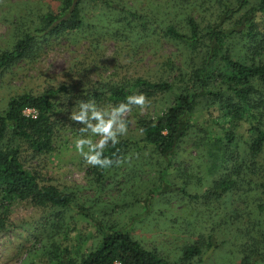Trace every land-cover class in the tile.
I'll list each match as a JSON object with an SVG mask.
<instances>
[{
	"label": "trees",
	"instance_id": "16d2710c",
	"mask_svg": "<svg viewBox=\"0 0 264 264\" xmlns=\"http://www.w3.org/2000/svg\"><path fill=\"white\" fill-rule=\"evenodd\" d=\"M140 3L53 0L52 5H34L35 12L26 7L24 15L15 22L10 47L0 53V74L20 61L35 59L51 40L83 39L92 49L108 39L132 50L140 45L156 50L163 43L172 44L183 52L180 55L185 54L186 62L180 61L179 66L167 58L169 74L165 80L135 77L119 83H95L92 90L78 96L61 84L39 94L14 96L0 110V231L12 227L10 215L15 203H24L42 213L51 212L45 235H33L41 246L44 264H193L207 249L215 248L216 227L220 226L221 214L209 212L202 217L204 221L199 219L203 227L194 226L197 224L193 222L192 234L196 238L192 242L165 254L134 239L131 224L95 222V231L100 233L97 245L84 252L74 251L72 242L63 234L65 221L76 215L92 219L90 207L80 204L70 192L43 184L25 165L27 157L55 151L58 133L66 125L63 121L74 107L73 98L77 103L93 100L99 106L112 107L130 95L143 94L150 101L163 94L174 95L167 108L155 116L138 118L133 131L129 130L117 145L109 144L105 149V157L119 160L118 166H91L89 170L94 181L103 184L116 176L117 167L126 165L129 158L136 161L145 154L153 159L152 165L158 168L156 184L146 194L144 217L151 211L155 197L172 193L167 191L172 189L167 184L168 169L189 140L208 145L206 157L219 160L221 175L214 177L202 196H198L187 191L193 172H182L183 184L175 193L192 203L199 201L205 208L220 204L242 184L252 186L251 191L264 197V182L253 181L260 172L256 158L264 150V0ZM236 46L239 50H235ZM178 57L176 54L175 58ZM186 66L189 74L185 72ZM173 68L176 76H171ZM213 85L216 90L209 88ZM200 97L219 107L226 123L222 134L200 127L193 130L190 119ZM240 123L248 124L244 131L248 134L246 139L240 135ZM241 143L245 148H239ZM224 216L234 220L233 214ZM176 225L182 226L177 222ZM205 228L208 231L204 233ZM236 232L246 239L242 247L246 254L239 264H251L253 258L264 261V215L246 222L243 228L236 225Z\"/></svg>",
	"mask_w": 264,
	"mask_h": 264
},
{
	"label": "rangeland",
	"instance_id": "374dc122",
	"mask_svg": "<svg viewBox=\"0 0 264 264\" xmlns=\"http://www.w3.org/2000/svg\"><path fill=\"white\" fill-rule=\"evenodd\" d=\"M136 1H140L141 5L148 4V0ZM46 4L52 5L53 0H0V53L10 47L15 22L24 15L25 8L35 12L34 5ZM136 49L132 50L130 46L117 44L109 39L102 40L96 49L90 48L83 39L73 42L51 40L35 59L20 61L0 74V110H4L8 100L14 96L22 93L39 94L61 84H66L73 96H78L84 91L92 90L95 83H119L135 77L165 80L169 74L167 58L173 60L176 66L180 65V61H185V54L180 55L183 52H178L172 44L159 43L156 50L141 45ZM235 50H239L237 46ZM176 54L179 55L178 58H175ZM176 72L173 68L171 76ZM185 72L190 73L189 66H186ZM209 88L216 90L214 85ZM173 96H158L143 112L134 108L127 117L129 130H134L138 118L155 116L167 108ZM77 101L73 98L74 107L71 108L68 119L63 121L66 125L58 133L55 151L34 158L27 157L25 162L26 168L36 173L43 184L70 192L80 204L90 207L92 219L76 215L75 218L70 216L65 221L63 234L72 242L74 251L84 252L96 246L100 233L95 231L94 224L103 222L107 225L131 224V235L134 239L147 248L168 254L172 249L179 250L183 244L192 242L196 238L192 234L193 222L197 224L194 226L203 227L204 224L199 219L204 221L202 217L213 212L221 214L218 220L220 226L216 227V246L207 249L200 259H194L193 264H239L242 261L246 254L242 248L246 239L236 232V225L243 228L246 222L264 215V197L251 191L252 186L242 184L238 191H233L223 199L221 205H209L205 208L199 201L192 203L175 193V189H180L183 184L182 172H193L187 191L198 196H202L214 177L221 175L218 171L219 160L212 161L206 157L208 145L205 142L189 140L182 146L175 164L168 169L166 179L172 189L167 191L172 193L155 197L150 205L151 211L144 217L146 194L156 184L158 168L152 165L153 159L145 154L136 161L129 158L126 165L117 167L119 171L116 176L103 184L95 182L89 171L91 165L86 163L75 147V141L82 135H87L80 132L82 124L70 119L72 111L79 110ZM97 106L110 108L107 105ZM218 109L216 104L200 97L190 119L193 130L197 131L200 127L217 135L222 134L226 123ZM27 113L35 114L34 111ZM244 123H240L239 132L246 139L248 134L244 131L248 124ZM239 148H245V144L241 143ZM217 151L218 148H215L216 153ZM256 162L260 172L253 181L264 182V150L256 158ZM11 209L12 227L0 231V264H44L41 246L33 235H45L44 228L50 222L51 212L42 213L19 202ZM224 214H233L234 220L230 221V217H225ZM136 215L138 217L134 219ZM236 215L238 218H235ZM176 222L182 226L176 225ZM207 231L208 228H205L204 233ZM251 264H264V261L253 258Z\"/></svg>",
	"mask_w": 264,
	"mask_h": 264
},
{
	"label": "clouds",
	"instance_id": "9594fccd",
	"mask_svg": "<svg viewBox=\"0 0 264 264\" xmlns=\"http://www.w3.org/2000/svg\"><path fill=\"white\" fill-rule=\"evenodd\" d=\"M150 103L151 101L143 94L130 95L124 102L110 108H100L93 100L87 103L80 101L79 110H73L70 119L82 124L80 132L87 134L75 141V147L86 163L101 169L118 166L119 160L114 161L105 157V149L109 144L117 145L121 137L127 136L129 131L127 117L133 108L143 112ZM92 137H99V139L94 140Z\"/></svg>",
	"mask_w": 264,
	"mask_h": 264
}]
</instances>
